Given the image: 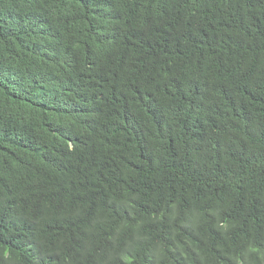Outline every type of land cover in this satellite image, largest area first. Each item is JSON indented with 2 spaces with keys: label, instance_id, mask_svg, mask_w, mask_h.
I'll use <instances>...</instances> for the list:
<instances>
[{
  "label": "trees",
  "instance_id": "16d2710c",
  "mask_svg": "<svg viewBox=\"0 0 264 264\" xmlns=\"http://www.w3.org/2000/svg\"><path fill=\"white\" fill-rule=\"evenodd\" d=\"M0 264H264V0H0Z\"/></svg>",
  "mask_w": 264,
  "mask_h": 264
},
{
  "label": "clouds",
  "instance_id": "9594fccd",
  "mask_svg": "<svg viewBox=\"0 0 264 264\" xmlns=\"http://www.w3.org/2000/svg\"><path fill=\"white\" fill-rule=\"evenodd\" d=\"M101 83H105L104 81H102Z\"/></svg>",
  "mask_w": 264,
  "mask_h": 264
}]
</instances>
